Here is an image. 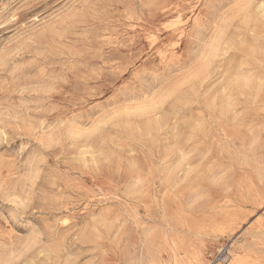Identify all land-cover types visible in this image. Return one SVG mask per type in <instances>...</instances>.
Wrapping results in <instances>:
<instances>
[{
  "label": "rangeland",
  "instance_id": "rangeland-1",
  "mask_svg": "<svg viewBox=\"0 0 264 264\" xmlns=\"http://www.w3.org/2000/svg\"><path fill=\"white\" fill-rule=\"evenodd\" d=\"M263 218L264 0H0V264H229Z\"/></svg>",
  "mask_w": 264,
  "mask_h": 264
},
{
  "label": "bare ground",
  "instance_id": "bare-ground-1",
  "mask_svg": "<svg viewBox=\"0 0 264 264\" xmlns=\"http://www.w3.org/2000/svg\"><path fill=\"white\" fill-rule=\"evenodd\" d=\"M246 85H248V84H246ZM167 179H168V177H167ZM139 183H140V187H139L140 192L141 193L145 192L144 181L140 180ZM256 194H257V192H256ZM239 216H240V213L237 211H224L223 213H221L217 216H214L210 219L207 218L209 220L205 221V222L204 221L199 222V221H195L193 219L190 220V218L182 219L180 216L179 219H177V218L174 219L175 223H176L174 226V228H175L174 231H176V233L177 232L180 233V232H183V230L185 229L187 231V233L194 235L196 237H199V238L204 237V236H208L210 234L216 235L217 233H222L226 228H229L230 226L235 224V222H237L239 220ZM170 230H171V228H167V230L164 229V231H166V235H164L165 239L168 240V244H170L171 249L174 252V254L179 255L180 252L184 251L183 248L186 247V245L188 243L186 242V240H184L185 238L179 239V238L175 237L173 239L172 237H169L170 236L169 235ZM250 233L252 235L253 241L248 245V247L246 249L241 248L242 250H240V251H236V252L231 251L232 252V253L230 252L231 256L225 258V260H227V259L229 260V264H264V218L261 221L257 222L256 225L253 226ZM150 235L151 234H145V237L147 236V238H148V237H150ZM97 239H100V237L99 238L95 237V239H93V242L95 244L98 241ZM96 246H98V243ZM94 248H97V247H94ZM192 255H194V254H192ZM176 257H179V256H176ZM193 258L196 259L197 255H194ZM1 261H3V259H0V263H1ZM149 263L151 264V261H149ZM92 264H106V263L94 261V262H92ZM134 264H138V263L134 262Z\"/></svg>",
  "mask_w": 264,
  "mask_h": 264
}]
</instances>
